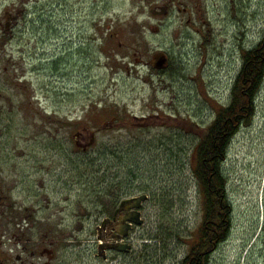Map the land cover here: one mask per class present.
Here are the masks:
<instances>
[{"label":"rangeland","instance_id":"1","mask_svg":"<svg viewBox=\"0 0 264 264\" xmlns=\"http://www.w3.org/2000/svg\"><path fill=\"white\" fill-rule=\"evenodd\" d=\"M35 3L0 0L1 11L25 13L2 63L0 188L71 238L66 264H181L185 240L202 223L192 151L228 101L242 52L263 39L264 0H208L204 29L188 28L176 10L161 29L150 14L161 0ZM159 52L171 61L168 73L136 64ZM258 112L228 155L232 230L210 264H264L255 182L264 174V87ZM113 118L117 125L106 129ZM83 128L89 136L81 147L96 138L86 153L74 139ZM111 183L126 187L127 198H149L129 254L109 256L100 247L111 210L98 203Z\"/></svg>","mask_w":264,"mask_h":264},{"label":"flooded vegetation","instance_id":"2","mask_svg":"<svg viewBox=\"0 0 264 264\" xmlns=\"http://www.w3.org/2000/svg\"><path fill=\"white\" fill-rule=\"evenodd\" d=\"M165 4L161 6H155L152 8V11H156V14H160L161 9H165L167 16L160 17L156 16L152 18L160 23V28L162 29V22L165 20H170L174 10L177 11L178 16L186 19V26L188 28H195V26L200 25L202 28H206L208 26V22L206 21V3L208 0H161ZM22 2V1H21ZM35 5L38 4L39 0H35ZM23 6H21L22 8ZM20 9V8H19ZM8 10L4 9L1 11L0 7V78H2V67L3 60L5 58L4 53L7 52V49L11 47L12 42L16 37V33L20 28V24L24 17L23 10ZM158 30L157 34H153L154 36H158L161 33L160 28L154 27V29ZM152 30V29H151ZM198 34H201L199 29H195ZM115 37H112L114 39ZM157 54V53H155ZM154 54V55H155ZM153 55V57H154ZM137 58L138 55L136 54ZM152 57V58H153ZM150 62L146 61L144 58H137L136 64L141 67L151 68ZM171 62V61H170ZM244 58L241 57V68L238 73V76L235 82L238 80L241 72L243 71ZM169 70L163 73H158V75H164L168 73ZM8 69L4 68V74H8ZM17 78V76L14 75ZM234 86V85H233ZM264 87V83L261 87L260 92L258 93L257 105H254L255 109L253 111L252 117L248 125L243 126L242 129L236 134L237 125L240 122L241 114L240 111L234 112L236 114L234 116V120L227 116L228 110L232 107V89L230 92V96L227 102H223L221 106H219L216 118L220 119V138L224 142L226 138L231 139L229 141L228 147L224 151L222 155L221 162V173L223 178L225 179L223 191L227 195L228 202L230 204V211L233 212V204L229 195V171H228V155L230 149L232 147L233 142L242 132V130H250L254 124L257 123V119L259 118L258 112V100L259 95ZM233 88V87H232ZM1 98V95H0ZM216 118L207 125V129L204 132V136L200 139H206L208 136L210 127L212 123L215 122ZM117 119H115V122ZM237 122V123H236ZM117 125V122L111 127H108V130H112ZM107 129V128H106ZM89 134V131L86 128H83L82 131L78 132V134L74 137L76 146L78 149H81L82 152H87L90 148L88 146L94 145L96 138L95 135H91V139L89 140L88 146L81 147L84 138H86ZM260 166L264 172V160L260 162ZM255 181L257 185H259V189L261 192V200H262V208L261 222L264 224V174L261 175L260 178ZM113 186L114 183L109 184ZM121 188V192L118 191L116 198L111 202V206H116L114 210H112L107 217L103 220L101 232L99 237L103 241L102 249L106 254L115 255L117 252L112 251V248L116 247L117 237L119 236V231H121L120 227L124 224L123 219L130 212H127L124 209V205L140 196H131L132 198H127L126 187L122 184L119 185ZM113 188V187H112ZM131 189V188H130ZM129 191V188H128ZM127 191V192H128ZM119 192L122 196L121 202L118 201ZM11 192L9 190H3L0 188V264H66L65 254L70 250L71 238L66 239L64 235V231L60 226L57 228H49L47 229L48 221L45 219H39L38 216H35L33 212H31L30 208H26L20 203L15 202L11 196ZM149 201V200H148ZM146 201L140 212L142 216V209L145 207ZM116 203H118L116 205ZM37 213H40L39 211ZM232 215V214H231ZM135 226H133L129 235L131 236L134 231ZM125 242H130L126 240ZM108 258V256H106Z\"/></svg>","mask_w":264,"mask_h":264},{"label":"trees","instance_id":"3","mask_svg":"<svg viewBox=\"0 0 264 264\" xmlns=\"http://www.w3.org/2000/svg\"><path fill=\"white\" fill-rule=\"evenodd\" d=\"M242 58H244L243 71L232 88V107L227 114L234 120L235 110L240 111L241 118L236 134L240 128L249 124L255 109V100L264 83V35L254 50L242 52ZM171 68L170 66L169 71ZM229 141L232 140L226 138L223 142L220 138L218 117L212 123L206 139L198 140L193 148L190 164L201 197L202 223L192 238L185 240L188 252L181 264H210L215 251L230 237L232 213L227 195L223 191L225 179L220 169L222 155ZM118 191L121 192L119 185L106 184L103 186V193L100 194L99 203L96 202L98 204L102 202L101 207L104 206L107 211H112L116 206L112 208L111 203L104 202L103 199L107 197V194L109 197L111 194L117 195ZM175 237L178 241L180 240L178 235Z\"/></svg>","mask_w":264,"mask_h":264},{"label":"water","instance_id":"4","mask_svg":"<svg viewBox=\"0 0 264 264\" xmlns=\"http://www.w3.org/2000/svg\"><path fill=\"white\" fill-rule=\"evenodd\" d=\"M156 13H157L156 11H152L151 15L153 17L167 16L165 9H161L160 14H156ZM151 33L157 34L158 30L156 28L155 29L152 28ZM150 65L156 71H165L169 67V58L167 57L165 53L156 54L153 57ZM146 201H148V197L141 196L139 198H136V199H133L127 202L124 205V209L130 213L126 215L125 218L123 219L124 224L120 227L121 231L118 232L119 236L116 238L117 246L112 248V251H115L121 254H127L132 251V246L129 244H126L125 241L130 238L129 233L131 232L133 226L140 227L144 225V221L142 220L140 210Z\"/></svg>","mask_w":264,"mask_h":264}]
</instances>
